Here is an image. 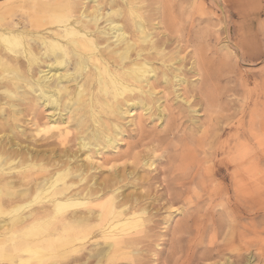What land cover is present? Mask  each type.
<instances>
[{
	"label": "rangeland",
	"instance_id": "374dc122",
	"mask_svg": "<svg viewBox=\"0 0 264 264\" xmlns=\"http://www.w3.org/2000/svg\"><path fill=\"white\" fill-rule=\"evenodd\" d=\"M35 1L29 0L40 6L39 0ZM55 1L73 6L77 17L82 8L91 11L99 4H102L104 14L120 7L124 18L116 19H124L127 25L132 19L130 8L136 7L134 10L146 15L157 42H166L167 59H182L180 73L187 83L180 86L177 82L165 84L163 70L167 68L157 61L156 95L153 98L147 94L126 97L144 99L151 111L138 108L130 115L115 116L116 119L103 114L108 125L113 121L119 123L123 140L120 139L118 150L107 148L97 153V148L92 146L89 153L80 151L76 144L83 136V130L74 109L63 107L54 113L39 99L38 89L30 90L28 83L34 85L33 79L15 85L12 78L3 77L0 70V137L9 132L16 136L14 141L23 147L38 146L49 159L62 154L65 149L74 150L80 156L79 164L84 163L89 170L94 168L90 174L100 181L112 176L117 168L124 180L120 200L132 195L141 198L139 201L147 206L157 192L162 193V187L159 183L152 188L141 187L137 182L167 169L176 170V174H187L181 178L186 179L182 182L190 188L173 206L163 207L156 203L149 208L150 213L144 216L142 227L138 229L142 233L135 235L137 241L127 248L117 247L113 240L107 241L102 235L93 234L81 242L70 238L52 243L40 241L47 251L33 257L29 251H15L14 245L7 242L5 248L0 244V264H264V0H142L145 4L140 0L139 3L134 0V4L133 0H96L98 4L90 0ZM8 2L0 0V17L10 25L18 23L20 31L36 32L28 25L36 13L20 10L17 2ZM48 15L45 13L43 18ZM99 25L104 28L108 24L104 19ZM31 45L40 48L38 42H31ZM9 61L29 74V62L23 55ZM41 65L32 68L31 73L36 78L40 70L47 69L43 62ZM74 70L75 64L70 63L63 72ZM76 82L70 83L72 93L84 80L78 77ZM68 85L62 84L63 87ZM51 86L55 88L56 81ZM9 92L17 97H12ZM68 95L62 96L65 106L69 103ZM124 103L122 100L121 104ZM159 105L161 110H158ZM138 118L140 120H136ZM56 119L58 129L38 133L39 128H47ZM38 137H42V141ZM43 141H56L57 144L45 147ZM88 154H93L92 163L86 160ZM148 161L154 163L152 168L145 165ZM136 163H140L141 170L136 168ZM199 165L209 171L206 176L218 192L210 193L212 190L206 191L200 185ZM201 172L205 173L203 169ZM9 176L10 180L16 178L17 171ZM242 186L247 191L244 195ZM23 189L25 187L19 190ZM72 211L75 209L69 213ZM36 240L30 238L29 246L34 248ZM50 246L52 250L48 251Z\"/></svg>",
	"mask_w": 264,
	"mask_h": 264
},
{
	"label": "bare ground",
	"instance_id": "6f19581e",
	"mask_svg": "<svg viewBox=\"0 0 264 264\" xmlns=\"http://www.w3.org/2000/svg\"><path fill=\"white\" fill-rule=\"evenodd\" d=\"M90 1L97 3L96 0ZM140 1L136 0V3ZM14 2L18 3L17 7L20 10L36 13L32 15V18L35 19L31 22L28 21V25L36 32L20 31L18 23L10 25L4 17H0V23H2L0 24V70L3 72V77L8 75L15 85L25 79L28 81L33 79L34 85L28 83L30 90L38 89L41 93L38 98L43 100L44 104L49 106L54 113L58 110L61 111L63 107L74 109L73 112L79 117L80 128L83 130V132L81 131L83 136L76 143L80 147V151L85 150L90 153L92 146L97 148V153L107 148L118 150L116 148L122 139L121 130L123 129L115 121L111 123L112 125H108L103 114H107L111 119H116L115 116L130 115L138 108L151 111V107H148L144 99H135V97L126 99V97L147 94L153 98L156 95L157 86L154 88V82L158 77L159 70L155 66L157 61H161L165 69L168 70L162 69L165 84L177 82V85L180 86L187 83L186 78L180 73L182 59L172 57L167 59L169 54L166 53V42H157L154 32L145 18L146 15L144 17V14L139 13L137 9L134 10L136 7L130 8L129 14L132 19H130V25H127L124 23V19L123 21L116 19L124 14L120 7L113 9L110 14H104L102 4H99L95 8L92 7L91 11L83 10V8L82 11L78 10L81 13L77 17V11L73 6L71 8L68 4L56 3L55 0H39L40 6L29 2V0H9L8 3ZM143 3L145 4V2ZM45 13L49 15L43 18ZM104 19L108 25L103 28L99 23ZM36 33L37 36H35ZM170 35L172 36V33ZM31 42H38L40 48L36 49L31 45ZM20 55H23L29 62V74H25L18 68V65L9 61L10 58L18 60ZM43 59L47 61L44 62ZM42 62L47 69L40 70L39 77L36 78L31 73L32 68L35 65L40 66ZM70 63L75 64V70L64 73L63 71ZM158 63L160 64V62ZM9 73H12L13 77ZM78 77L82 78L84 83L78 84L77 90L72 93V91L70 92V83L76 82ZM53 81H56L55 88L51 86ZM202 82L205 84L204 81ZM63 83L69 85L63 87ZM9 94L12 97H17L12 92ZM63 94H70L67 96L69 101L67 106L63 105ZM122 100H125L124 105L121 104ZM158 110H161V105L158 106ZM49 113L47 115H50ZM136 120H140V118ZM46 124L43 125L46 126ZM51 124H48L47 128L44 127L45 129L39 128L38 133L58 129L57 119ZM42 137L38 138L42 141ZM59 137L61 138L60 135ZM69 137H71V133ZM13 138L16 136L9 132L0 137V244L4 247L7 242H10L14 245L15 251H29L33 257L41 256L44 251H47L46 246L43 248L40 241L50 243L70 238V240L81 242L93 234L102 235L107 241L113 240L117 247L127 248L137 241L134 236L142 233L138 229L142 227L144 216L150 213L149 208L156 203L164 205L163 207H166L165 205L173 206L177 199L190 188V185L182 182L186 179L181 178L187 174H176V170L167 169L143 182H137L141 187L152 188L158 183L159 187H162V193L157 192L158 196L155 193L156 195H153L154 198L147 203V206L139 201L141 198L138 199L132 195L120 200V191L124 188V180H121L123 177L117 168L112 176L108 175L107 179L100 181L97 176L94 177L90 174L94 168L89 170L84 163L79 164L80 156L74 150L69 152L65 149V151H61L62 154L49 159L44 156L42 149L40 150L38 146L35 147L36 150L30 146L23 147L24 145L14 141ZM43 142L45 143L42 146L45 147H54L57 144L56 141ZM129 154L131 153L129 152ZM86 160H88L87 162L91 160L90 163H92L93 154H88ZM140 163H136V168L140 169ZM145 165L152 168L154 163L150 164L148 161ZM202 169L205 173L201 172ZM13 171H17L18 176L10 180L9 175ZM110 172L112 174L111 170ZM197 174L200 185L206 191L212 190L210 193L219 191L206 176L209 175V171L202 168V165H199ZM14 179L17 181H13ZM243 180L245 181V179ZM234 184L236 185L235 181ZM23 187L25 189L19 190ZM140 190L142 191V189ZM241 190L243 195L246 194L244 186ZM184 201L188 202V199ZM73 209L75 211L69 213ZM80 209H84V211H80ZM145 219L147 220V218ZM30 238L37 239V245L34 248L29 246ZM75 247L77 248L76 245ZM48 248L50 249L48 251L52 250L51 246Z\"/></svg>",
	"mask_w": 264,
	"mask_h": 264
}]
</instances>
